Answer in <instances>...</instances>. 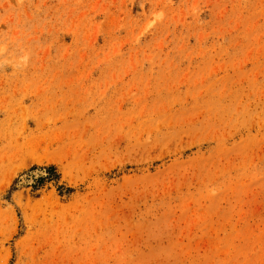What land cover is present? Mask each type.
Listing matches in <instances>:
<instances>
[{
	"label": "rangeland",
	"instance_id": "374dc122",
	"mask_svg": "<svg viewBox=\"0 0 264 264\" xmlns=\"http://www.w3.org/2000/svg\"><path fill=\"white\" fill-rule=\"evenodd\" d=\"M0 264H264V0H0Z\"/></svg>",
	"mask_w": 264,
	"mask_h": 264
},
{
	"label": "trees",
	"instance_id": "16d2710c",
	"mask_svg": "<svg viewBox=\"0 0 264 264\" xmlns=\"http://www.w3.org/2000/svg\"><path fill=\"white\" fill-rule=\"evenodd\" d=\"M53 175H56V168L54 166L49 167V176L52 177ZM44 178L40 177L38 182H43Z\"/></svg>",
	"mask_w": 264,
	"mask_h": 264
}]
</instances>
